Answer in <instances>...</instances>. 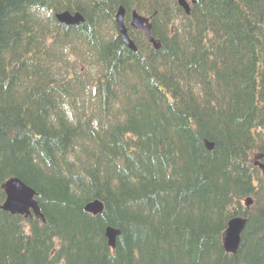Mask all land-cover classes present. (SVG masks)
I'll list each match as a JSON object with an SVG mask.
<instances>
[{"label":"trees","instance_id":"1","mask_svg":"<svg viewBox=\"0 0 264 264\" xmlns=\"http://www.w3.org/2000/svg\"><path fill=\"white\" fill-rule=\"evenodd\" d=\"M66 9L85 20L59 21ZM134 9L152 16L159 48L130 25ZM257 156L264 0L190 12L178 0H0V264H264ZM11 177L37 191L45 219L1 207ZM94 199L97 215L84 208ZM235 216L247 217L236 254L223 245Z\"/></svg>","mask_w":264,"mask_h":264},{"label":"water","instance_id":"2","mask_svg":"<svg viewBox=\"0 0 264 264\" xmlns=\"http://www.w3.org/2000/svg\"><path fill=\"white\" fill-rule=\"evenodd\" d=\"M180 5L184 7L187 12H190V4L187 0H178ZM56 17L59 21L65 23H77L83 21L85 17L80 11H76L75 13L70 10H64L62 12H58ZM125 17V8L120 6L119 10L116 13V21L118 23L120 34L123 37L124 42L132 49L137 50L136 43L132 40V38L128 34L127 26L124 22ZM151 17H146L137 12V10L133 11V19L131 21V25L134 28L142 29L149 39L152 42L155 48H159L161 46V42L157 40L152 35V23H150ZM206 145L208 149H213L214 144L207 140ZM264 167L263 164H261ZM3 187L7 193V198L1 207L5 210H8L12 213H31V209L36 215H44L41 213V209L38 203V200L35 198L37 191L31 187L30 185L23 182L21 179L17 177L9 178L4 184ZM247 203H251L252 199H247ZM85 210L93 215L100 214L104 211V203L100 199H94L85 204ZM247 219L243 216L233 217L229 220L228 226L224 233V247L227 251L236 253L241 242L242 232L246 226ZM120 233V229L115 228L113 226H107L106 228V236L108 237L109 244L112 247H115L117 236Z\"/></svg>","mask_w":264,"mask_h":264},{"label":"bare ground","instance_id":"3","mask_svg":"<svg viewBox=\"0 0 264 264\" xmlns=\"http://www.w3.org/2000/svg\"><path fill=\"white\" fill-rule=\"evenodd\" d=\"M188 2H195V0H187ZM180 4V3H179ZM134 10H136V9H134ZM191 10V9H190ZM133 19V15H132V18H131V20ZM132 49V48H131ZM134 50V49H133ZM136 51V50H135ZM245 204L246 205H251L250 203H247V202H245Z\"/></svg>","mask_w":264,"mask_h":264}]
</instances>
